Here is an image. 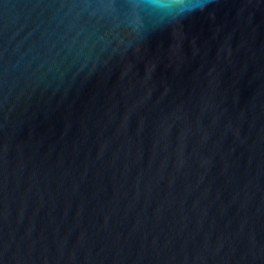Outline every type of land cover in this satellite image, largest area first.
Here are the masks:
<instances>
[{"label":"water","instance_id":"water-1","mask_svg":"<svg viewBox=\"0 0 264 264\" xmlns=\"http://www.w3.org/2000/svg\"><path fill=\"white\" fill-rule=\"evenodd\" d=\"M0 264H264V0H0Z\"/></svg>","mask_w":264,"mask_h":264},{"label":"clouds","instance_id":"clouds-1","mask_svg":"<svg viewBox=\"0 0 264 264\" xmlns=\"http://www.w3.org/2000/svg\"><path fill=\"white\" fill-rule=\"evenodd\" d=\"M209 2L210 0H149V6L162 17L178 21L196 11H203Z\"/></svg>","mask_w":264,"mask_h":264}]
</instances>
